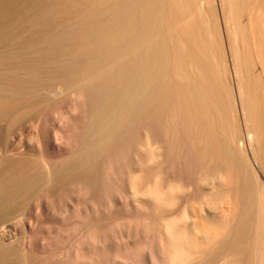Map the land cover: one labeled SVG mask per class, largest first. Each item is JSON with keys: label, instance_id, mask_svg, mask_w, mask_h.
Listing matches in <instances>:
<instances>
[{"label": "bare ground", "instance_id": "1", "mask_svg": "<svg viewBox=\"0 0 264 264\" xmlns=\"http://www.w3.org/2000/svg\"><path fill=\"white\" fill-rule=\"evenodd\" d=\"M224 261L264 264V0H0V264Z\"/></svg>", "mask_w": 264, "mask_h": 264}, {"label": "clouds", "instance_id": "2", "mask_svg": "<svg viewBox=\"0 0 264 264\" xmlns=\"http://www.w3.org/2000/svg\"><path fill=\"white\" fill-rule=\"evenodd\" d=\"M158 150H159L158 147L149 145L150 153L154 154L158 152ZM156 158L157 157L153 155L148 163L149 164L153 163ZM210 179L212 180L218 179L219 182L224 184L228 183V177L223 174L219 175L217 178H210ZM130 182H131V191L133 193L134 199L137 197L152 198L157 202H159L165 197L184 194L185 192L190 190L188 188H185L182 185V183H169L166 187H162V177L160 175L155 176L152 182L150 184L145 185L142 189L139 187V185H141L143 182L141 173L133 174L130 178ZM78 194L86 198L88 195V190L83 186H79ZM219 203L222 205L223 203H225V201H220ZM208 208L209 210H212V205H208ZM184 219L185 220L188 219L186 214L184 215ZM173 264H175V262H173ZM223 264H227V261H224Z\"/></svg>", "mask_w": 264, "mask_h": 264}, {"label": "rangeland", "instance_id": "3", "mask_svg": "<svg viewBox=\"0 0 264 264\" xmlns=\"http://www.w3.org/2000/svg\"><path fill=\"white\" fill-rule=\"evenodd\" d=\"M19 239V238H18Z\"/></svg>", "mask_w": 264, "mask_h": 264}]
</instances>
